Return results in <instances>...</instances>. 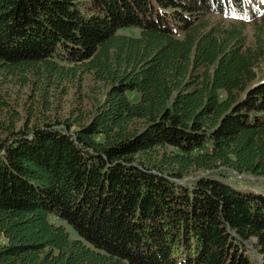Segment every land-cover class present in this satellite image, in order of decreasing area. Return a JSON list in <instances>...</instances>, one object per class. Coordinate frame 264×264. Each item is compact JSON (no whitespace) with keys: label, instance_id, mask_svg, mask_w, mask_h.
I'll return each instance as SVG.
<instances>
[{"label":"trees","instance_id":"trees-1","mask_svg":"<svg viewBox=\"0 0 264 264\" xmlns=\"http://www.w3.org/2000/svg\"><path fill=\"white\" fill-rule=\"evenodd\" d=\"M255 1L0 0V264H255L251 241L264 264V193L188 179L264 178ZM85 76L99 98L72 120L2 97L45 108Z\"/></svg>","mask_w":264,"mask_h":264},{"label":"rangeland","instance_id":"rangeland-1","mask_svg":"<svg viewBox=\"0 0 264 264\" xmlns=\"http://www.w3.org/2000/svg\"><path fill=\"white\" fill-rule=\"evenodd\" d=\"M261 1H255L254 5L258 7ZM85 3V2H83ZM262 8V12L254 19L244 20V34L247 39V43L250 47H254L255 41L261 38V43L264 48V0L259 4ZM213 20H221L224 24L228 22L240 23L241 21L233 17H219L213 16ZM136 34V29H119L118 33ZM257 80L264 79V54L260 58L256 66ZM2 97L9 103V109L17 112L19 118L25 120L28 116V109L32 107V111L35 115V120L42 118L43 121H63L65 119H74L77 115V109H82L84 112H88L90 104L95 99L99 98L100 88L98 84L93 83L89 76H85L83 82L80 85V91H76V88L72 87L68 89L67 94H63L62 91L57 90L51 93L47 97L46 107L43 108L40 104V98L37 92L32 91V88L21 87L13 84L2 85ZM54 94V95H53ZM3 116V114H2ZM0 116V122L6 118ZM18 125V124H17ZM208 175L216 178L221 182H224L232 188L241 192H254L264 193V178L252 177L247 174H237L231 170H218L215 174H208L204 172H197L188 176V179H192L196 176ZM65 230L68 233L69 238L76 239V232L68 225H65ZM254 241L246 244V252L250 259L255 264H260V255L256 253L253 246Z\"/></svg>","mask_w":264,"mask_h":264}]
</instances>
